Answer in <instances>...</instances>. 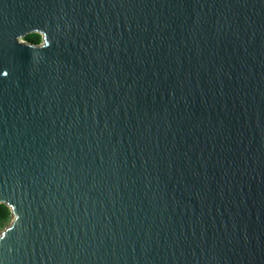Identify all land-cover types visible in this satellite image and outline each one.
I'll list each match as a JSON object with an SVG mask.
<instances>
[{"label":"water","instance_id":"1","mask_svg":"<svg viewBox=\"0 0 264 264\" xmlns=\"http://www.w3.org/2000/svg\"><path fill=\"white\" fill-rule=\"evenodd\" d=\"M0 204V264H264V0H0Z\"/></svg>","mask_w":264,"mask_h":264},{"label":"trees","instance_id":"2","mask_svg":"<svg viewBox=\"0 0 264 264\" xmlns=\"http://www.w3.org/2000/svg\"><path fill=\"white\" fill-rule=\"evenodd\" d=\"M25 40L34 45H39L42 43L43 37L39 33H33L28 35ZM12 220L13 213L11 208L6 204H0V235L12 223Z\"/></svg>","mask_w":264,"mask_h":264},{"label":"rangeland","instance_id":"3","mask_svg":"<svg viewBox=\"0 0 264 264\" xmlns=\"http://www.w3.org/2000/svg\"><path fill=\"white\" fill-rule=\"evenodd\" d=\"M24 41H25V40H24ZM13 218H14V216H13ZM12 221H13V220H12ZM10 225H11V224H10ZM10 225H9V226H10ZM9 226H8V227H9ZM8 227H7V228H8ZM4 230H5V229H4ZM4 230H3V231H4Z\"/></svg>","mask_w":264,"mask_h":264}]
</instances>
